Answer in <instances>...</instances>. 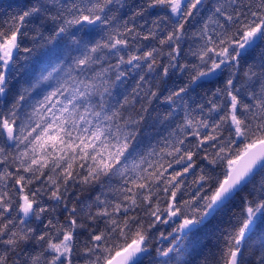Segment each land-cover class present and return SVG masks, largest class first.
<instances>
[{
	"label": "snow or ice",
	"instance_id": "snow-or-ice-1",
	"mask_svg": "<svg viewBox=\"0 0 264 264\" xmlns=\"http://www.w3.org/2000/svg\"><path fill=\"white\" fill-rule=\"evenodd\" d=\"M0 264H264V0H0Z\"/></svg>",
	"mask_w": 264,
	"mask_h": 264
}]
</instances>
